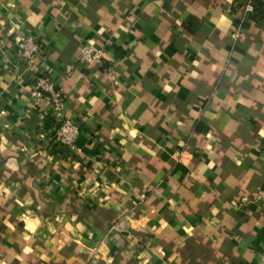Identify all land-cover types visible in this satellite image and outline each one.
Here are the masks:
<instances>
[{
    "label": "crops",
    "instance_id": "0c3cea01",
    "mask_svg": "<svg viewBox=\"0 0 264 264\" xmlns=\"http://www.w3.org/2000/svg\"><path fill=\"white\" fill-rule=\"evenodd\" d=\"M0 264H264V0H0Z\"/></svg>",
    "mask_w": 264,
    "mask_h": 264
},
{
    "label": "built area",
    "instance_id": "2783aa9c",
    "mask_svg": "<svg viewBox=\"0 0 264 264\" xmlns=\"http://www.w3.org/2000/svg\"><path fill=\"white\" fill-rule=\"evenodd\" d=\"M253 6L247 4L246 11H252ZM18 53L22 58L30 59L40 53L41 48L38 42L30 35L18 37ZM79 61L82 63L100 62V52L91 44L85 43L79 50ZM35 103L44 102L51 110L54 120V140L57 144L76 148V140L79 136L78 124L63 113L64 99L61 88L54 86L48 75L37 77L32 89Z\"/></svg>",
    "mask_w": 264,
    "mask_h": 264
}]
</instances>
